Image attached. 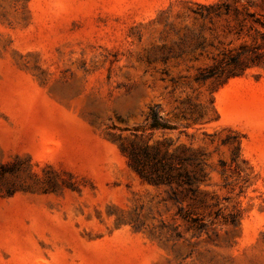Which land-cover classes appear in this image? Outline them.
Masks as SVG:
<instances>
[{"label":"rangeland","instance_id":"1","mask_svg":"<svg viewBox=\"0 0 264 264\" xmlns=\"http://www.w3.org/2000/svg\"><path fill=\"white\" fill-rule=\"evenodd\" d=\"M263 4L0 0V264H264V67L221 64L264 50ZM133 143L200 152L196 198Z\"/></svg>","mask_w":264,"mask_h":264},{"label":"trees","instance_id":"2","mask_svg":"<svg viewBox=\"0 0 264 264\" xmlns=\"http://www.w3.org/2000/svg\"><path fill=\"white\" fill-rule=\"evenodd\" d=\"M233 5L235 14H238L240 13V7L243 9L253 7L255 0H233ZM220 8L221 4L209 7L215 13L217 12L216 15H219ZM248 15L250 14L248 13ZM261 25L264 27V23L261 22ZM245 48H243L244 51L236 54L232 51L225 52L221 64H225L231 69H241L243 72L255 66L264 67V50L257 47ZM242 57H245L244 60H242ZM214 74V70L211 69L207 74L202 73V76L207 78ZM150 117L152 119L149 124L151 129H171L167 124L161 122V117L155 110L151 112ZM150 117H148V120ZM122 152L127 158L130 169L144 182L157 187H168L176 196L183 194L184 197L195 199L199 194V183L205 178V164L203 155L200 152L181 147L175 152L169 153L168 150H163L159 146L137 143L123 147ZM181 217L187 221L192 220L197 223L200 220L186 214L181 215Z\"/></svg>","mask_w":264,"mask_h":264}]
</instances>
